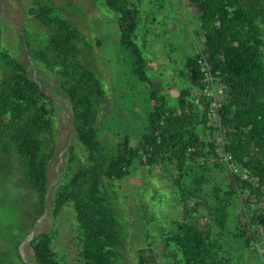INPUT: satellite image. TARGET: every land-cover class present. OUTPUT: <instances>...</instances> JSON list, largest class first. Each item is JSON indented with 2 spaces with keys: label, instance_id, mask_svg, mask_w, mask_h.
Returning a JSON list of instances; mask_svg holds the SVG:
<instances>
[{
  "label": "trees",
  "instance_id": "obj_1",
  "mask_svg": "<svg viewBox=\"0 0 264 264\" xmlns=\"http://www.w3.org/2000/svg\"><path fill=\"white\" fill-rule=\"evenodd\" d=\"M101 1L105 10L115 15L111 18L117 28V44L129 60L136 81L148 87L151 107L136 147H130L124 139L118 143L116 153H102L92 106L103 101L105 92L90 68L92 46L53 6L37 4L30 10L48 30V38L45 50L26 46V54L34 68L52 72L60 80V88L72 110L74 138L85 154V160L71 161L75 155L69 149L60 180L51 189V213L55 216L64 205L72 207L85 264H116L122 243L111 226L113 217L103 180L121 181L135 162L149 168L157 163H170L177 171L174 180L177 200L188 206L185 215L191 218L173 221L174 228L167 229L161 237L167 249L174 251L168 257L176 264H227L219 243L221 232L218 229L216 235L212 233L213 228L223 227L227 217L222 201L207 206L197 194L198 186L193 188L194 192L188 191L182 182L187 170L208 165L214 150L209 140L215 128L207 125L210 105L201 93L198 60H207L225 92L218 110L219 124L226 131L224 150L245 171V176L230 173L222 164L212 166L226 171L225 193L244 201L237 214L234 236L250 248L259 240V227L264 228V208L257 207L249 213L252 198L256 206L257 200L264 199V0H187L200 24L203 43L199 51L185 57L178 66L176 75L184 78L186 85L178 89L175 106L167 103L149 73L137 38L140 26L136 3ZM1 21L0 13V26ZM4 51L0 46V52ZM7 63L8 68L0 77V152L6 158L16 157L22 180L37 196L42 214L48 191V166L54 155L55 104L31 78L27 65L14 58ZM197 127L209 130V137L201 138ZM190 198L195 200L191 205ZM203 205L208 212L200 228L193 220ZM7 232L11 236L6 234L7 241L3 244L0 228V264H29L18 251L21 239L15 240L13 230ZM52 239L53 233L49 231L30 240L36 264H60L51 248ZM141 254L142 250L137 264H146Z\"/></svg>",
  "mask_w": 264,
  "mask_h": 264
},
{
  "label": "rangeland",
  "instance_id": "obj_2",
  "mask_svg": "<svg viewBox=\"0 0 264 264\" xmlns=\"http://www.w3.org/2000/svg\"><path fill=\"white\" fill-rule=\"evenodd\" d=\"M133 1L139 10L137 38L150 68L149 73L167 103L175 106L178 89L186 85L185 79L176 75L178 66L185 57L201 48L200 24L187 0ZM37 4L53 6L92 46L90 68L105 92L103 101L92 106L102 153H116L118 143L124 139L130 147L138 145L151 103L148 101V87L136 81L129 60L119 49L115 15L105 10L101 0H0V46L5 48L4 52H0V77L8 68V59L14 58L27 65L31 78L40 84L55 104L54 155L48 166V193L42 214L37 196L22 180L16 157L6 158L0 152V228L3 244L7 241L6 234L11 236L7 230H13L15 240L21 239L18 251L22 259L36 264L30 239L50 231L53 233L51 248L60 264H85L80 255L79 230L72 207L64 205L55 216L51 213V189L60 180L69 149L75 155L71 161L78 158L83 161L85 154L74 138L72 110L64 90L60 88V80L52 72L34 68L26 54V46L38 51L47 48L48 30L30 12ZM197 132L201 138L207 139L210 131L197 127ZM207 164L203 168L194 166L187 170L182 182L188 191L198 186L197 194L207 206L222 201L227 217L223 227L213 228L212 233L216 235L218 229L221 232L219 243L227 264H264V228L259 227V240L250 248L244 246L242 239L235 238L236 218L244 201L239 202L225 193L228 190L226 171ZM239 174L245 176V171ZM176 178L177 171L170 163H157L149 168L135 162L130 173L121 181L103 180L112 210L111 226L117 230L122 243L116 264H137L141 250L146 264H176L168 257L174 251L168 250L161 238L167 229L174 228L173 221H189L191 218V215H185L188 206L177 200ZM194 201L190 198L188 203L191 205ZM256 203L258 206L252 198L249 213L257 207L264 208V199ZM207 212L203 205L194 214L193 221L198 227H203Z\"/></svg>",
  "mask_w": 264,
  "mask_h": 264
},
{
  "label": "built area",
  "instance_id": "obj_3",
  "mask_svg": "<svg viewBox=\"0 0 264 264\" xmlns=\"http://www.w3.org/2000/svg\"><path fill=\"white\" fill-rule=\"evenodd\" d=\"M198 64L202 73L201 82L203 87L201 93L209 100L210 105L207 115V125L215 128L209 140V142H212L214 145V150L213 153L209 155L208 163L211 165L222 164L230 173L239 174L241 171L240 165L234 161L229 152L224 150L226 131L219 124L218 110L225 99L224 89L222 85L216 81L212 72V67L205 58L199 59ZM187 151H191V149H187Z\"/></svg>",
  "mask_w": 264,
  "mask_h": 264
},
{
  "label": "water",
  "instance_id": "obj_4",
  "mask_svg": "<svg viewBox=\"0 0 264 264\" xmlns=\"http://www.w3.org/2000/svg\"><path fill=\"white\" fill-rule=\"evenodd\" d=\"M47 193H48V191H47ZM32 234V233H31ZM31 240V239H30ZM21 255V254H20Z\"/></svg>",
  "mask_w": 264,
  "mask_h": 264
}]
</instances>
